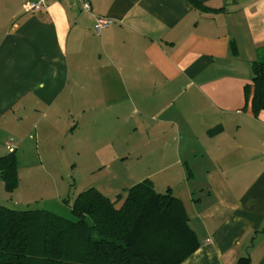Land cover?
Returning <instances> with one entry per match:
<instances>
[{
    "label": "crops",
    "instance_id": "1",
    "mask_svg": "<svg viewBox=\"0 0 264 264\" xmlns=\"http://www.w3.org/2000/svg\"><path fill=\"white\" fill-rule=\"evenodd\" d=\"M27 1L0 0V157L11 140L17 158L43 138L65 151L83 120L137 132L199 239L182 264H264V111L246 93L264 0ZM18 189L0 177V205Z\"/></svg>",
    "mask_w": 264,
    "mask_h": 264
},
{
    "label": "trees",
    "instance_id": "2",
    "mask_svg": "<svg viewBox=\"0 0 264 264\" xmlns=\"http://www.w3.org/2000/svg\"><path fill=\"white\" fill-rule=\"evenodd\" d=\"M252 73L246 93L258 116L264 111V46ZM0 177L7 193L17 189L16 151L0 157ZM117 203L90 188L72 205L75 221L0 205V264H182L199 248L185 206L171 189L160 193L146 179ZM236 264H251L250 257Z\"/></svg>",
    "mask_w": 264,
    "mask_h": 264
},
{
    "label": "rangeland",
    "instance_id": "3",
    "mask_svg": "<svg viewBox=\"0 0 264 264\" xmlns=\"http://www.w3.org/2000/svg\"><path fill=\"white\" fill-rule=\"evenodd\" d=\"M91 128L83 120L81 131L75 139L66 142L65 151L58 139L51 140L54 144L51 150L45 145V138L40 144L30 141L25 154L18 153L19 189L12 199L4 194V205L16 210H45L75 221L72 205L80 193L90 188L118 201V206L126 198L128 189L145 179L157 180L155 189L166 192L164 174L155 171L152 156L143 154L144 141L137 132L117 133L119 129L115 127L114 140H110L100 134L102 130L108 132L107 126L98 125L94 133ZM40 158L45 167L32 168ZM175 192L184 193L182 188H176ZM191 225L195 227L194 218Z\"/></svg>",
    "mask_w": 264,
    "mask_h": 264
},
{
    "label": "built area",
    "instance_id": "4",
    "mask_svg": "<svg viewBox=\"0 0 264 264\" xmlns=\"http://www.w3.org/2000/svg\"><path fill=\"white\" fill-rule=\"evenodd\" d=\"M78 1L81 3L84 10L90 11L91 4L89 0H78ZM23 8L27 13H37L41 11H46L47 3L46 0H41L40 2L27 1L23 5ZM112 25H113V20L105 17H98L96 20V27H95L96 33L100 35L103 30L110 28ZM13 143L14 141L11 140L7 145V148L10 152L15 151Z\"/></svg>",
    "mask_w": 264,
    "mask_h": 264
}]
</instances>
